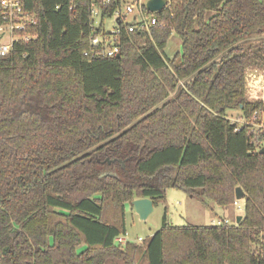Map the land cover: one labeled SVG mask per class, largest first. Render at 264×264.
Here are the masks:
<instances>
[{
    "label": "trees",
    "instance_id": "trees-1",
    "mask_svg": "<svg viewBox=\"0 0 264 264\" xmlns=\"http://www.w3.org/2000/svg\"><path fill=\"white\" fill-rule=\"evenodd\" d=\"M90 1L23 0L36 39L0 56V264H264V139L248 123L264 104L244 86L264 70V0H170L148 31L123 29L119 57L83 54ZM237 187L233 224L165 214L115 242L135 199L156 207L175 188L225 208Z\"/></svg>",
    "mask_w": 264,
    "mask_h": 264
},
{
    "label": "built area",
    "instance_id": "built-area-1",
    "mask_svg": "<svg viewBox=\"0 0 264 264\" xmlns=\"http://www.w3.org/2000/svg\"><path fill=\"white\" fill-rule=\"evenodd\" d=\"M147 0H92L88 5L90 17L92 18L91 27L96 33L90 39V48L85 50L84 55L116 57L119 55V42L123 29L128 32L135 30L148 31L150 27L157 24L156 17H151L145 8ZM170 0H168L169 4ZM167 4V5H168ZM114 5L109 15L101 18L102 7L108 8ZM165 6V8L167 7ZM70 9H73L71 7ZM136 13L134 19L128 22V15ZM106 18L113 19V28L106 32L103 28L102 20ZM36 20L33 14L25 11L23 0H0V56H4L12 51L16 42H29L36 39L35 34L29 32L35 25ZM7 35V39L3 38ZM245 97L251 102H260L264 104V70L247 67L245 72ZM255 121L248 122L254 126L256 132H261L264 139V107H259L253 112ZM231 120V119H230ZM258 120V121H256ZM232 122H241L242 120H231ZM237 210H241L239 200L233 203ZM230 225L227 219H218L215 225ZM264 236V233H263ZM130 239L124 236L116 238L117 244H126ZM141 242V238L134 240Z\"/></svg>",
    "mask_w": 264,
    "mask_h": 264
},
{
    "label": "rangeland",
    "instance_id": "rangeland-1",
    "mask_svg": "<svg viewBox=\"0 0 264 264\" xmlns=\"http://www.w3.org/2000/svg\"><path fill=\"white\" fill-rule=\"evenodd\" d=\"M134 16H136V13L128 15L127 21L131 22ZM103 28L106 32H110L113 28V19L106 18L103 21ZM3 39L6 40L7 35ZM180 49V36L175 31H172L164 48L165 55L168 58H172L175 53L181 52ZM239 114V111L234 109L227 112L228 118L233 121L237 120ZM165 195V202L154 207L151 214L143 220H140L138 214L130 206H126L125 228L127 233L124 235L125 238L134 241L137 238L144 240V238L150 237L161 228L165 214L167 222L171 226L179 227L186 225L210 226L214 225L216 220L223 219V217L229 221V224H233L236 221V217L244 213L243 198L239 200L241 210H237L234 205L222 208L215 204H211L212 208L210 209L191 198L181 189H168Z\"/></svg>",
    "mask_w": 264,
    "mask_h": 264
},
{
    "label": "water",
    "instance_id": "water-1",
    "mask_svg": "<svg viewBox=\"0 0 264 264\" xmlns=\"http://www.w3.org/2000/svg\"><path fill=\"white\" fill-rule=\"evenodd\" d=\"M168 4V0H147L145 3V8L149 13H155L161 11ZM116 57H119L117 55ZM260 154H264V145L259 149ZM236 199L240 200L243 198V193L239 187L235 189ZM133 211L138 214L140 220L146 219L154 209L152 200L149 198L135 199L130 203ZM242 216L237 217V221L241 219Z\"/></svg>",
    "mask_w": 264,
    "mask_h": 264
},
{
    "label": "crops",
    "instance_id": "crops-1",
    "mask_svg": "<svg viewBox=\"0 0 264 264\" xmlns=\"http://www.w3.org/2000/svg\"><path fill=\"white\" fill-rule=\"evenodd\" d=\"M127 205L131 207V205H130V204H127ZM127 205H126V206H127ZM131 208H132V207H131ZM226 209H228V208H226ZM223 219H226V218H225V217H223Z\"/></svg>",
    "mask_w": 264,
    "mask_h": 264
}]
</instances>
